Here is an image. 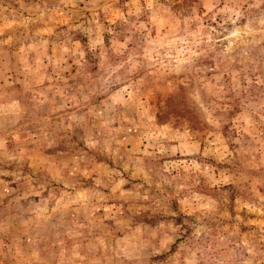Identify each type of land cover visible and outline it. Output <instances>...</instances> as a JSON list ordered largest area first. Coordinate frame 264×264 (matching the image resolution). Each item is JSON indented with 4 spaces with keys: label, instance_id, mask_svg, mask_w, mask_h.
<instances>
[{
    "label": "rangeland",
    "instance_id": "374dc122",
    "mask_svg": "<svg viewBox=\"0 0 264 264\" xmlns=\"http://www.w3.org/2000/svg\"><path fill=\"white\" fill-rule=\"evenodd\" d=\"M0 264H264V0H0Z\"/></svg>",
    "mask_w": 264,
    "mask_h": 264
}]
</instances>
